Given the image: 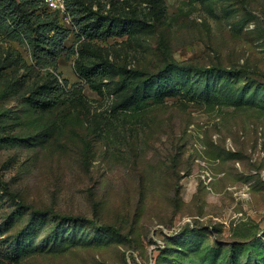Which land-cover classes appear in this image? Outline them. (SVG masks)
<instances>
[{"label":"rangeland","instance_id":"1","mask_svg":"<svg viewBox=\"0 0 264 264\" xmlns=\"http://www.w3.org/2000/svg\"><path fill=\"white\" fill-rule=\"evenodd\" d=\"M83 2L140 21L87 37L44 1L55 69L0 30V264H264V0Z\"/></svg>","mask_w":264,"mask_h":264},{"label":"trees","instance_id":"2","mask_svg":"<svg viewBox=\"0 0 264 264\" xmlns=\"http://www.w3.org/2000/svg\"><path fill=\"white\" fill-rule=\"evenodd\" d=\"M64 3L66 11L74 16L75 21L79 18V20L76 21V25L80 28L81 33L87 37L90 31L96 32L101 38L114 36L123 37L128 33V30L133 24L140 21L136 17H109L105 15V9L100 3L98 10H93L92 6H87L83 0H64ZM42 4H44V0H0V30H7L8 32H11V39L13 40H29L32 44L30 34L22 31H24L25 28H31L33 26L36 27L35 31L38 38L35 39V43L39 45L40 50L34 55V57L40 65L55 69L57 60L63 53L67 51L71 57L75 55L74 47H72L69 51V49L67 50L65 46V42L69 39L72 30L59 25L57 20L51 19L50 16L43 18L41 15H37V12L41 9ZM105 22L109 23L107 29L103 26ZM116 22L120 25L114 28V24H117ZM110 65L111 64H107V66L111 67L112 65ZM78 68L87 81H89V77H92L91 75L94 71H99L98 68H88L82 64H78ZM182 70L185 69L178 66H168L159 74L152 76L153 78H151V81L153 79L156 81L153 86H156L157 91H159V95L155 97L154 101L159 102L162 99L159 96L163 94V82L172 88H175L178 85L177 82L171 81V75L176 71ZM143 76L144 74L138 71H135L133 74L136 82L133 86L135 93L142 94V99L136 100V105L138 106L137 109L141 108L144 100L151 99L149 95L150 88L147 86V83H139L141 82V79H143ZM92 81L93 80H91V83ZM67 86L68 82L64 80V86L59 84L55 89L58 91V94H61L62 96L64 87ZM53 103L55 104L56 102L53 101ZM12 196L14 197V195ZM14 199L18 201L20 207L32 209V207L28 208L24 203L20 202L18 198L14 197ZM37 214L42 216L50 214L65 221L75 220L73 217H62L53 209L37 212ZM83 221H87V219H83Z\"/></svg>","mask_w":264,"mask_h":264},{"label":"built area","instance_id":"3","mask_svg":"<svg viewBox=\"0 0 264 264\" xmlns=\"http://www.w3.org/2000/svg\"><path fill=\"white\" fill-rule=\"evenodd\" d=\"M51 8L60 10V12L66 13L64 0H44Z\"/></svg>","mask_w":264,"mask_h":264}]
</instances>
